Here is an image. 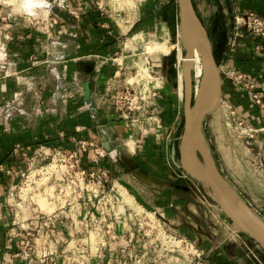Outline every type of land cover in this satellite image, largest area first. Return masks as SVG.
I'll list each match as a JSON object with an SVG mask.
<instances>
[{"label": "crops", "instance_id": "crops-1", "mask_svg": "<svg viewBox=\"0 0 264 264\" xmlns=\"http://www.w3.org/2000/svg\"><path fill=\"white\" fill-rule=\"evenodd\" d=\"M122 1L46 0L51 6L44 7L46 3L32 5L29 0H0V51L6 54V68L0 71V264H75L65 254V247H71L76 235L75 218L74 224H60L64 218L56 213L57 222L47 227L39 224L46 220L43 215L21 209L18 214L12 207L11 191L23 181L30 161L44 152L75 153L80 168L89 171L109 167L119 176L143 171L170 180L173 188L143 183L146 191L159 189L155 199H164L166 208L175 204L177 190H187L176 185L189 186L170 174L178 171L169 163L181 135L184 106L167 70L160 76L164 79L158 98L160 122L149 133L143 132L140 123L119 115L109 96V84L124 85L117 77L122 69L119 60L128 65L145 42L166 40L173 28L179 30L178 2L134 0L135 6H122ZM228 2L235 14L254 11L264 19V0ZM232 25L219 33L210 27L215 57L221 65V100L260 128L264 125V38L244 31L229 51ZM229 69L247 74L254 87L242 88L227 73ZM87 83L91 103L86 102ZM83 141L101 146L106 156L83 149ZM213 142L227 180L243 190L250 202L261 204L240 179L248 175L244 170L247 160L234 152V141L223 136ZM184 200L183 204L195 205ZM212 215L216 219L213 230L190 224L202 247L210 250L208 263L256 264L248 260L247 245H252L248 236L236 233L226 218ZM222 228L227 231L225 237L219 232ZM118 231L115 244L101 253V264H131L129 254L143 250L140 234L127 242L124 230Z\"/></svg>", "mask_w": 264, "mask_h": 264}, {"label": "rangeland", "instance_id": "rangeland-1", "mask_svg": "<svg viewBox=\"0 0 264 264\" xmlns=\"http://www.w3.org/2000/svg\"><path fill=\"white\" fill-rule=\"evenodd\" d=\"M8 1L16 2V0ZM193 3L209 34L212 25L214 26V32L219 33L233 24L235 13L232 10L233 8H229L230 3L228 0H193ZM121 5L135 6L134 0H125L124 3L122 1ZM175 25L174 23L173 27ZM178 28L179 30H177V26L173 28L170 37L166 40H152L158 44L167 45L168 50L156 49L151 52V49L149 50L151 46L148 47L150 43L145 42L138 52L139 54L134 56V60L128 65L123 64L124 60H119L123 64H120L122 69H120L119 76L123 80L132 78L131 81L138 82L141 86L144 85L149 89L153 86L159 87L164 79L157 77L163 75L166 60L167 77L178 89L184 106L185 90L184 87L180 86V73L183 71V63L180 62V57L186 54V49L181 41L180 27ZM152 41L150 42L152 43ZM228 108L227 103L222 100L219 101L217 109L208 115L203 122L204 135L219 168L220 162L218 159L220 158H218V151L215 149L213 140L224 136L234 141L232 145L234 152L236 151L238 156H243L247 160V165L244 164V170L248 175H242L240 179L249 185L247 192L251 196L261 199L262 203L257 204L254 200L250 202L249 196L243 190L234 188L250 204L253 211L264 219V134L261 133L264 132V125L258 128L249 120L245 122L248 126L258 130L255 132L256 137L253 143H248V139L241 136L235 124L227 125ZM240 147L242 148L241 152L238 150ZM61 153L65 154L64 152ZM73 162L75 163L74 168L70 166L72 161L61 155L58 156L56 152L49 155H38L30 161L25 176H23V181L11 191L10 197L12 207L18 214L20 209L25 213L31 212L34 215L54 212L60 214V218H64V221H60V224L71 222L74 224L72 220L75 218L73 227L76 235L71 240V247H65V254H69L70 259L75 264H92L94 262L99 264L103 250L115 244L119 234L118 230L128 228L132 222H135L136 226L141 229L142 245L145 240H148L143 235V231L147 230L151 238H156L157 241L162 242L163 248H166V246L171 248V242L168 243V240L159 235L158 232L166 230L177 236H188L197 241V234L190 227V224L197 226L202 224L204 230H213L216 227V219L213 217L212 212L219 214L220 218H227L215 201L210 187L204 183L198 184L192 177L190 179L185 178L182 181H187L191 188L186 183L180 182L179 188L186 187L187 190H177L178 196L174 199L175 204L173 207L166 208L162 203L164 199H159V197L155 199L159 195L157 193L159 189L156 187L147 188L146 191L143 185L144 182L134 175V177L127 174L119 176L117 173V178H107L106 181L103 178L100 181V178L95 174L94 177L88 176L83 179L84 176L79 172L82 168L76 160H73ZM169 165L172 169L177 168L172 160ZM177 169L179 171V168ZM170 174L176 176L173 170ZM195 184L198 189L195 188ZM128 197L130 201H128ZM140 198L147 202L149 206L143 204ZM184 198L192 201L195 205L191 202L183 204ZM43 203L47 206H41ZM41 212L43 213L41 214ZM88 212L92 221L89 219L90 215L86 217V220L83 219ZM219 232L222 237L226 236L227 231L223 228ZM250 240L252 249L254 248V253L258 258L254 257L252 252H249L250 257H248V260L256 264H260V260L264 264V249L254 240Z\"/></svg>", "mask_w": 264, "mask_h": 264}, {"label": "water", "instance_id": "water-1", "mask_svg": "<svg viewBox=\"0 0 264 264\" xmlns=\"http://www.w3.org/2000/svg\"><path fill=\"white\" fill-rule=\"evenodd\" d=\"M177 2L180 36L186 49V58L183 60L185 92L183 130L178 146L174 145L172 148V161L177 168L185 170L198 184H207L227 218L264 249V219L253 211L250 204L223 175L204 135L203 122L217 109L222 99V75L210 35L193 0H177ZM195 52L199 53L202 64L198 93H195L193 78L192 57ZM166 67L165 60L164 68ZM85 88L86 102L91 103L90 83L85 84ZM106 148L111 150V145L107 143ZM137 174L147 181L140 179ZM133 175L140 181L157 187L173 188L175 186L170 180H164L143 171H136Z\"/></svg>", "mask_w": 264, "mask_h": 264}, {"label": "built area", "instance_id": "built-area-1", "mask_svg": "<svg viewBox=\"0 0 264 264\" xmlns=\"http://www.w3.org/2000/svg\"><path fill=\"white\" fill-rule=\"evenodd\" d=\"M51 3L48 2L44 7H50ZM58 17L55 16V22H57ZM244 31L249 33L262 36L264 38V19H262L256 12L247 11L245 13H238L234 15L233 25H232V36L230 43L228 45L229 51H232L235 47V41L238 36H242ZM56 43V41L54 42ZM60 44V43H59ZM0 49L3 51V47L0 46ZM0 51V52H2ZM4 52L0 53V71L5 70V55ZM63 56L61 55V58ZM221 68V65H220ZM117 73H120L118 70ZM227 73L230 77L239 84L242 88L252 89L254 84L251 78L247 74L237 73L234 70L229 69ZM161 76V75H160ZM120 81L123 79L117 75ZM161 78V77H157ZM163 78V77H162ZM132 78L124 79V85H116L114 82L109 84V96L111 97L113 104L116 108V111L122 117L126 119H130L133 123H140L143 126V132L149 133L153 127L157 126L160 122V119L157 114L158 110V98H159V88L160 86H153V88L149 89V87H145L144 85L138 84V82L131 81ZM257 98V96H255ZM227 103V102H226ZM229 108L227 112V125H236L241 136L246 137L248 139V143H253L255 140V132L257 129L248 126L245 122L247 119L243 116L237 108H235L230 103H227ZM95 114L93 113V117ZM81 147L83 149L94 150L101 157L106 156V151L93 142L83 141L81 143ZM56 152V151H55ZM61 152H56L58 156L66 157L67 160L72 161L71 167L74 168L75 163L73 160L76 158L75 153L68 154H60ZM45 155H49L50 153L44 152ZM80 174L86 179V177L91 176L94 177L97 174V177L101 179L107 180V178H117V174L115 170L109 167L100 168L98 171H89L86 169H81ZM25 176V173L23 174ZM176 176L182 179H190L191 176L179 169L176 172ZM43 212H41L42 214ZM90 213H86L83 217L86 220ZM41 216V215H40ZM45 221H40V225H44L49 227L52 224L57 222L56 213H44ZM42 218V217H41ZM90 221H92L91 215L89 216ZM164 219V218H163ZM227 219V218H226ZM228 220V225H232L235 229V232L242 235L241 231L234 226V224ZM125 226V223H124ZM124 240L129 242L132 241L133 235L140 234L141 229L138 228L135 222L126 229H123ZM159 235H162L163 238L168 240V243L171 242V248L167 247L163 248L162 242L155 238H151L149 231H143V235L147 237L148 240H145L143 244V250L140 252H131L130 260L131 264H209L207 260V256L210 254V250L204 249L202 245L199 243V240H193L187 237L177 236L171 232H167L163 230L158 232ZM161 244V246H159ZM248 249V257H250V253H253V256H256L254 253V248L252 249V245H247ZM259 260V259H258ZM260 264H263L259 260Z\"/></svg>", "mask_w": 264, "mask_h": 264}, {"label": "bare ground", "instance_id": "bare-ground-1", "mask_svg": "<svg viewBox=\"0 0 264 264\" xmlns=\"http://www.w3.org/2000/svg\"><path fill=\"white\" fill-rule=\"evenodd\" d=\"M26 2V1H25ZM29 3L30 4H32V5H34V4H45L46 3V0H29ZM47 4V3H46ZM35 7V6H34ZM41 7V6H40ZM177 9V8H176ZM34 13V12H33ZM150 44H152V45H148V47L149 46H151V48L149 47V50L152 52H154L156 49H158V50H160V49H162V50H168L169 48H168V46L167 45H163V44H158V43H156L155 41H152V43L151 42H149ZM147 47V48H148ZM181 59H180V62L181 63H183V60L186 58V55H182L181 57H180ZM192 61H193V76H194V81H195V93H198V90H199V84H200V79H201V74H202V64H201V59H200V55H199V53L198 52H195V55L192 57ZM147 70V69H146ZM148 72V71H147ZM145 73V72H144ZM180 86L181 87H184V72L183 71H181V73H180ZM137 176L140 178V179H142V180H144L145 178H143L140 174H137ZM144 181H147L146 179L144 180ZM149 182V181H148ZM153 183H155V182H153ZM125 197H126V194H125ZM40 200V199H39ZM43 200V199H42ZM47 201V200H46ZM45 201V202H46ZM128 201H130L129 200V197H128ZM41 202V201H40ZM44 202V203H45ZM48 202V201H47ZM46 202V203H47ZM44 203L41 205V206H43V207H46L47 206V204H45L44 205ZM43 207H41V208H43ZM49 210H51L50 208H49Z\"/></svg>", "mask_w": 264, "mask_h": 264}]
</instances>
